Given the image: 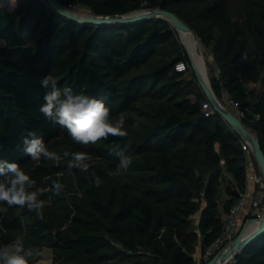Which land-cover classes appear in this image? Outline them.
Segmentation results:
<instances>
[{
	"label": "trees",
	"instance_id": "obj_1",
	"mask_svg": "<svg viewBox=\"0 0 264 264\" xmlns=\"http://www.w3.org/2000/svg\"><path fill=\"white\" fill-rule=\"evenodd\" d=\"M59 1L90 15L173 11L210 50L201 69L213 92L243 112V125L264 151V0ZM179 60L193 79L175 69ZM48 74L60 87L104 98L113 118L125 115L129 135L88 146L72 141L40 112ZM203 100L189 50L166 18L94 24L47 0H0V159L18 162L45 189L43 220L26 208L0 213V247L22 239L38 249L30 264L46 247L50 264H200L197 244L203 251L219 234L248 173L241 136L219 113L207 114ZM29 131L49 150L88 152L102 185H90L87 173L69 174L63 160L32 161L22 143ZM121 150L133 161L126 173L117 169ZM55 178L65 184L58 195ZM228 259L222 263L264 264V231Z\"/></svg>",
	"mask_w": 264,
	"mask_h": 264
},
{
	"label": "clouds",
	"instance_id": "obj_2",
	"mask_svg": "<svg viewBox=\"0 0 264 264\" xmlns=\"http://www.w3.org/2000/svg\"><path fill=\"white\" fill-rule=\"evenodd\" d=\"M243 58L246 59L247 56ZM41 87L46 89V92L40 112L46 120L66 129L76 144L96 145L110 136L125 138L129 135L125 128V115L121 113L113 118L104 98L91 96L83 91L76 93L71 87H60L57 79L51 74L41 79ZM140 125L141 121L137 120L135 127L139 128ZM22 143L24 154L32 161L39 162L43 158L59 164L63 160L69 174L75 169L89 175L90 185L97 188L102 185L101 177L92 170V157L88 152L49 150L43 137L35 131H29L23 137ZM115 155L119 157L118 172L126 173L133 163L132 157L126 155L124 150L117 151ZM52 188L58 195L64 191L65 184L55 178ZM44 192L45 189L37 187L36 181L18 162L0 159V213H6L9 207L26 208L38 219L43 220L45 202L41 197ZM37 251L38 249L32 247L26 248L22 239L17 238L0 247V264H30V259Z\"/></svg>",
	"mask_w": 264,
	"mask_h": 264
},
{
	"label": "water",
	"instance_id": "obj_3",
	"mask_svg": "<svg viewBox=\"0 0 264 264\" xmlns=\"http://www.w3.org/2000/svg\"><path fill=\"white\" fill-rule=\"evenodd\" d=\"M54 9L58 10L62 14L73 18L80 22L89 23H117V22H131L141 19L162 17L168 19L172 25L178 30L180 41L186 46V43L182 39V34L189 33L188 25L183 22L173 11L164 8H142L134 11H130L123 14L114 15H91L88 17L80 16L70 12L59 0H47ZM187 47V46H186ZM189 50V49H188ZM192 68L196 76L197 82L203 89L208 102L215 112L223 116L227 123L235 130L242 138L246 141L252 151L254 159L260 168L263 178H264V151L261 148L259 138L255 136L248 128H246L240 117L228 106L223 104L213 92L210 83L204 77L203 73L199 69V65L195 63L190 51H189ZM255 228L251 233H247L245 230L248 225H242L239 232L231 240V243L227 249L222 253H217L212 258H210L205 264H218L219 262L226 261L229 257L235 256L236 253L240 252L243 247L254 239L258 234L264 231V215L259 218H253Z\"/></svg>",
	"mask_w": 264,
	"mask_h": 264
},
{
	"label": "built area",
	"instance_id": "obj_4",
	"mask_svg": "<svg viewBox=\"0 0 264 264\" xmlns=\"http://www.w3.org/2000/svg\"><path fill=\"white\" fill-rule=\"evenodd\" d=\"M175 69L181 72H188L189 64L184 60H179L175 63ZM236 114L240 116L243 115V112L237 109ZM242 147L248 156L251 150L249 144L242 140ZM247 179L260 188H264V178L257 171L254 170L253 172H249L247 174ZM252 193L249 192L248 189L239 192L237 200L222 216L223 224L219 234L205 247L203 251H201V257L198 260L200 264H205L214 255L222 253L226 250L231 243V240L239 232V229H241L240 227L242 225H250L253 223V218H259L264 215V208H262L261 201L254 197ZM249 214H251V216L247 217ZM231 258L233 259L232 261H234V256H231ZM218 264L223 263L219 262Z\"/></svg>",
	"mask_w": 264,
	"mask_h": 264
},
{
	"label": "rangeland",
	"instance_id": "obj_5",
	"mask_svg": "<svg viewBox=\"0 0 264 264\" xmlns=\"http://www.w3.org/2000/svg\"><path fill=\"white\" fill-rule=\"evenodd\" d=\"M69 11L74 13V14H77V15H80V16H84V17L91 16L89 10L86 7H84V6H76V7L71 8ZM182 39L186 43L187 48L189 49V51L192 54V56L196 59V61L197 60L200 61V65L202 64L203 69L205 67H208V63L211 62V60H212V55L210 53V50L205 49L201 45L199 38L192 31H189V33H187V34H182ZM201 71H202V69H201ZM204 74L205 73H203V75ZM204 76L208 80V77L206 76V74ZM185 77L187 79H193V75H192V73L190 71L185 73ZM192 87H195V86L192 85ZM223 103L226 106H228L230 109L234 110L235 112L237 111V108H236L235 104L233 102L229 101L227 97H224ZM202 106H203L204 111H206L207 113H213L214 112V110L212 109L211 105L207 101L203 100L202 101ZM248 156H249L250 161L252 162L253 166L255 167V165H254V160H255L254 156H252L251 154H249ZM246 166H247V169H251V163L249 161L246 162ZM230 178H231V176L226 172L224 174V179H223L222 186H221V191H220L221 198H224L225 195H226L225 191H224V187L229 182ZM263 194H264V188H259L257 190L256 197L258 199H261ZM197 218H198V213L192 216V220L195 223L197 221ZM51 258H52V251H51L50 248L46 247V248H44L42 251H40L36 255L35 263L36 264H50L51 263ZM229 260L230 259H227L226 262L229 261Z\"/></svg>",
	"mask_w": 264,
	"mask_h": 264
},
{
	"label": "crops",
	"instance_id": "obj_6",
	"mask_svg": "<svg viewBox=\"0 0 264 264\" xmlns=\"http://www.w3.org/2000/svg\"><path fill=\"white\" fill-rule=\"evenodd\" d=\"M255 135V134H254ZM256 136V135H255ZM247 161H249L250 163H251V169H247V171H248V173L249 172H253L254 170L255 171H257L256 169H255V167L253 166V164H252V162L250 161V158H249V156H247ZM258 172V171H257ZM247 173V174H248ZM263 176V175H262ZM260 187L259 186H257V185H255L254 183H252L250 180H248L247 178H246V188L245 189H248L249 190V192H253L252 194L254 195V197H256V193H257V190L259 189ZM257 198V197H256ZM260 201H261V205H262V208H264V194L262 195V198L261 199H259ZM254 227V222L253 223H251L250 225H248V228H249V230L251 229V228H253ZM201 246H200V243L199 244H197V246H196V250H195V252H194V256H195V259L196 260H199L200 259V257H201Z\"/></svg>",
	"mask_w": 264,
	"mask_h": 264
},
{
	"label": "bare ground",
	"instance_id": "obj_7",
	"mask_svg": "<svg viewBox=\"0 0 264 264\" xmlns=\"http://www.w3.org/2000/svg\"><path fill=\"white\" fill-rule=\"evenodd\" d=\"M192 55V54H191ZM193 57V56H192ZM193 59H194V61H195V63L196 64H198L199 65V69L201 68V65H200V61L199 60H197L196 61V59L193 57ZM201 70V69H200ZM202 72V71H201ZM203 73V72H202ZM205 77V76H204ZM254 228H255V225H254V227L253 228H251L250 230H249V228H247L245 231L247 232V233H251L253 230H254Z\"/></svg>",
	"mask_w": 264,
	"mask_h": 264
}]
</instances>
